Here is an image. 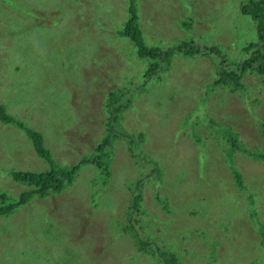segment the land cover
<instances>
[{
	"label": "rangeland",
	"instance_id": "374dc122",
	"mask_svg": "<svg viewBox=\"0 0 264 264\" xmlns=\"http://www.w3.org/2000/svg\"><path fill=\"white\" fill-rule=\"evenodd\" d=\"M244 1L0 0V104L42 134L54 165L123 135L109 177L85 164L61 192L0 216V264H264V76L235 89L216 80L212 52L164 54L193 42L235 69L257 38ZM131 7L154 55L123 32ZM48 166L0 121V194L30 188L14 170Z\"/></svg>",
	"mask_w": 264,
	"mask_h": 264
},
{
	"label": "trees",
	"instance_id": "16d2710c",
	"mask_svg": "<svg viewBox=\"0 0 264 264\" xmlns=\"http://www.w3.org/2000/svg\"><path fill=\"white\" fill-rule=\"evenodd\" d=\"M136 7V6H135ZM131 7V16L126 22L123 32L125 35L131 37L137 47L138 55L149 56L154 55L157 49L146 46L140 36V31L137 24V8ZM243 15L250 17L255 23L257 38L254 42L249 43L246 46V50L249 52L247 59L237 65L235 69H231L230 63L218 53L217 48L210 47H197L193 42H182L174 45V48L166 50L164 54H174L175 50L185 53L187 55H195L202 53L208 55L210 52L217 56V63L220 67L218 71V78L216 79L219 83L228 84L231 87L238 89L239 86L243 87L244 83L242 78L246 72L258 73L264 76V0H245L241 5ZM189 26V24H185ZM176 48V49H175ZM204 49V50H203ZM208 50L207 52L205 51ZM216 49V52H214ZM163 54V52H162ZM169 60V58H168ZM155 65H159L158 62ZM159 69V68H158ZM149 70L155 71L152 66ZM148 70V71H149ZM215 80V81H216ZM112 104V99L108 103V107ZM126 104V109L129 105ZM0 121L7 124H15L18 128L26 131L28 136L33 142L34 149L38 155L43 158L49 164V169L40 172L28 171V170H14L11 174L13 180L28 185L30 188L22 191L19 196L12 199L7 193L3 192L0 194V216L11 214L20 205L28 203L34 195L45 197L52 193L61 192L65 189L79 174L81 167L85 164H94L100 167L106 176H110V162L109 150L112 148V140L114 137L117 138L121 135V132L114 131V134H108L103 138L102 142L96 147V154L90 157L81 159L72 165H64L66 167H59L54 165L52 154L49 149L45 146L44 138L42 134L34 129L27 127L23 122L15 119L11 114L7 112L4 105L0 104ZM110 131L114 130L113 125L109 120ZM112 132V131H111ZM125 134V133H123ZM142 181L138 179V184ZM134 208L132 207V217L135 210H138V206L143 198V194L134 191ZM134 218V217H133ZM135 220V218H134Z\"/></svg>",
	"mask_w": 264,
	"mask_h": 264
}]
</instances>
